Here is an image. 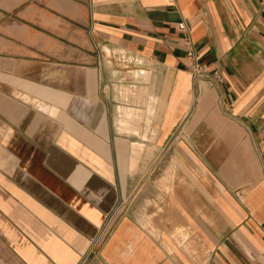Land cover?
<instances>
[{
	"label": "crops",
	"instance_id": "crops-1",
	"mask_svg": "<svg viewBox=\"0 0 264 264\" xmlns=\"http://www.w3.org/2000/svg\"><path fill=\"white\" fill-rule=\"evenodd\" d=\"M261 138L264 0H0V264H264Z\"/></svg>",
	"mask_w": 264,
	"mask_h": 264
},
{
	"label": "built area",
	"instance_id": "built-area-1",
	"mask_svg": "<svg viewBox=\"0 0 264 264\" xmlns=\"http://www.w3.org/2000/svg\"><path fill=\"white\" fill-rule=\"evenodd\" d=\"M177 29L180 34V43L185 51V58L187 60V68L194 79H203L207 76V68L204 65H201L199 62V54L194 47V42L190 34V25L186 20H181L177 23ZM213 75L219 79V76L216 75V71ZM256 153L261 161V165L264 173V139H258L255 143ZM110 217H107L105 224L101 227L100 231L102 232L106 225L108 224Z\"/></svg>",
	"mask_w": 264,
	"mask_h": 264
},
{
	"label": "rangeland",
	"instance_id": "rangeland-1",
	"mask_svg": "<svg viewBox=\"0 0 264 264\" xmlns=\"http://www.w3.org/2000/svg\"><path fill=\"white\" fill-rule=\"evenodd\" d=\"M103 55L105 59L109 61V67L114 71L113 74L115 75V79L119 80L122 84V86L120 87L121 89H119L122 97L125 96V98L128 99L127 101H129V98L135 97V92L138 90L137 86L141 84H136L135 81H146V78L142 77L138 73L139 71H137L136 68H134L132 64L125 59L124 56L122 57L119 55H113V53L107 50L103 52ZM140 88L137 91L138 97H141L145 94V90H141ZM128 116L131 117L130 112L128 113Z\"/></svg>",
	"mask_w": 264,
	"mask_h": 264
}]
</instances>
